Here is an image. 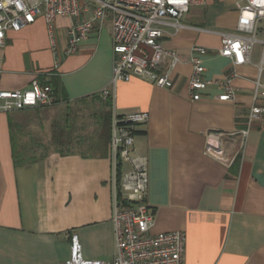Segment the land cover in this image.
Here are the masks:
<instances>
[{
	"label": "crops",
	"instance_id": "obj_1",
	"mask_svg": "<svg viewBox=\"0 0 264 264\" xmlns=\"http://www.w3.org/2000/svg\"><path fill=\"white\" fill-rule=\"evenodd\" d=\"M238 4L246 2L205 0L183 16L180 28L171 21L159 25L163 45L179 57L170 90L137 77L112 83L110 18L95 22L72 55L65 52L70 18L58 17L52 34L42 17L7 33L0 92L28 90L47 75L59 79L65 100L0 111V264H65L76 249L84 261L114 259L111 123L113 115L135 112L150 115L138 128L135 155L149 160L152 233L184 232L185 264H264V121L245 139L239 134L252 107L264 106L262 89L254 97L264 64V21L250 62L236 68L235 101H219L217 85L199 101L190 93L195 45L208 50L200 57L207 80L220 81L234 68L218 51L222 34L247 35L238 30ZM94 7L83 20L94 18ZM106 90L110 105L102 99ZM14 147L31 163L16 166ZM128 169L122 162V172Z\"/></svg>",
	"mask_w": 264,
	"mask_h": 264
},
{
	"label": "built area",
	"instance_id": "obj_2",
	"mask_svg": "<svg viewBox=\"0 0 264 264\" xmlns=\"http://www.w3.org/2000/svg\"><path fill=\"white\" fill-rule=\"evenodd\" d=\"M245 2V5L238 4V30L247 35H221L222 47L218 52L230 58L234 66L224 79L207 80L200 57L208 50L198 45L192 48L190 93L193 101H199L212 85L219 86L223 91L218 97L219 101H235L237 91L233 82L239 77L236 68L250 62L253 46L258 42V24L264 21V0ZM204 4L205 0H0V48L5 45L9 31L20 32L42 17L52 34L56 19L65 17L74 20L65 52L66 55L76 54L95 22L110 18L114 49L112 83L129 82L137 77L170 90L174 86L170 73L179 63V57L163 45L164 32L159 25L171 21L180 28L183 16L192 7ZM92 5L95 6L94 18L83 20ZM263 71L264 64L261 63L255 81V101L261 89L264 94ZM103 96L108 98L109 92L104 91ZM0 100V111L5 113L50 108L61 103L52 88L43 85L39 77L32 81L28 90L1 91ZM149 120L147 112H135L121 117L113 115L112 118L110 154L114 169V259L111 262L84 261L76 249L71 261L65 264H185L184 232L152 233L156 215L149 203V160L135 155L138 128ZM262 121L264 106L255 104L250 111L247 127L239 134L245 139L254 123ZM237 134L234 132L230 136ZM122 162L129 164L125 172L121 170Z\"/></svg>",
	"mask_w": 264,
	"mask_h": 264
},
{
	"label": "trees",
	"instance_id": "obj_3",
	"mask_svg": "<svg viewBox=\"0 0 264 264\" xmlns=\"http://www.w3.org/2000/svg\"><path fill=\"white\" fill-rule=\"evenodd\" d=\"M50 74H53V73H50ZM39 79L43 85L50 86L52 88L54 94L60 101L61 99L65 100V95L63 93V90H62V87H61V84L58 78L52 77L51 79L47 80V75H41ZM107 101H108V105H110L111 102H110L109 97ZM13 158H14V162L16 166L27 165L31 163V162H26L24 157L19 156L17 154L15 147L13 150Z\"/></svg>",
	"mask_w": 264,
	"mask_h": 264
},
{
	"label": "rangeland",
	"instance_id": "obj_4",
	"mask_svg": "<svg viewBox=\"0 0 264 264\" xmlns=\"http://www.w3.org/2000/svg\"><path fill=\"white\" fill-rule=\"evenodd\" d=\"M102 97H103V98H102L103 101H105V104H107V97H105V96H102ZM90 105H91V104H90ZM87 110H88V112L91 111V110H92V107H90L89 105H87V106H86V111H87Z\"/></svg>",
	"mask_w": 264,
	"mask_h": 264
}]
</instances>
